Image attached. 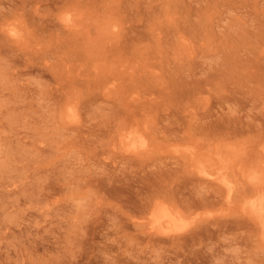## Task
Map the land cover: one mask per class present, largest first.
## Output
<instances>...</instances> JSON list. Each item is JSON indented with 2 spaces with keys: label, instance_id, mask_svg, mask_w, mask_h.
Returning <instances> with one entry per match:
<instances>
[{
  "label": "rangeland",
  "instance_id": "obj_1",
  "mask_svg": "<svg viewBox=\"0 0 264 264\" xmlns=\"http://www.w3.org/2000/svg\"><path fill=\"white\" fill-rule=\"evenodd\" d=\"M5 18L0 264H264V0H0ZM157 206L188 227L153 235Z\"/></svg>",
  "mask_w": 264,
  "mask_h": 264
},
{
  "label": "bare ground",
  "instance_id": "obj_2",
  "mask_svg": "<svg viewBox=\"0 0 264 264\" xmlns=\"http://www.w3.org/2000/svg\"><path fill=\"white\" fill-rule=\"evenodd\" d=\"M10 1H12V0H10ZM3 13V12H2ZM6 14V13H5ZM2 18V17H1ZM8 18H10L9 16H8ZM6 20H7V18H5L4 20H0V28L1 27H5L6 29H4V31H3V33L4 34H2V37H6V38H8L9 40H8V42H17V41H19L20 40V38L22 37V35H21V33H20V31L19 30H17V28L15 27V26H13L12 24H5L4 25V23L6 22ZM72 20H71V18L69 17V16H67L66 17V19H65V22H66V26L65 27H69L71 24H70V22H71ZM77 24V23H76ZM75 24V25H76ZM18 27V26H17ZM113 27H114V25H113ZM69 28H71V27H69ZM73 28V27H72ZM112 28V27H111ZM115 28V27H114ZM74 29V28H73ZM111 32V31H110ZM2 33V32H1ZM106 34H108V33H106ZM116 34V33H115ZM4 35V36H3ZM23 39V38H22ZM152 40V39H151ZM7 42V41H6ZM17 44V43H16ZM6 45V44H5ZM8 47V46H7ZM90 48V47H89ZM178 53V52H177ZM180 58V57H179ZM182 59V58H181ZM126 67V66H125ZM121 71V70H120ZM108 82V81H107ZM201 103V102H200ZM69 106V105H68ZM195 106V105H194ZM200 107V106H199ZM70 108V107H69ZM75 110V109H74ZM229 125V124H228ZM214 127V126H213ZM216 127H218V126H215V129L217 130V128ZM222 127H224V126H222ZM226 127V126H225ZM231 128V127H230ZM234 128V127H233ZM214 129V130H215ZM225 129H229L228 127H226ZM219 130H220V132H221V129L219 128ZM233 130V129H232ZM237 129L235 128V131H236ZM209 131H212V129L211 130H209ZM229 131V130H228ZM227 131V132H228ZM214 132V131H213ZM217 132V131H216ZM239 132V131H238ZM225 133V132H224ZM232 133V132H231ZM123 134V137H124V139L125 140H129V141H131L132 140V138H129L130 137V133H129V136H127L128 135V133H127V135H124V134H126V133H119V135H122ZM229 134V133H228ZM239 134V133H238ZM237 134V135H238ZM122 140H123V138H122ZM130 144V145H129ZM129 144H128V147H130L131 149L132 148H138L139 146H143V142L141 143V144H139V145H134V144H132V143H130L129 142ZM229 145V144H228ZM241 148V147H240ZM245 150V149H244ZM137 152V151H136ZM211 152V151H210ZM222 152V151H221ZM261 152V151H260ZM243 154V153H242ZM191 155V154H190ZM210 155L211 154H209V157H210ZM187 156V155H186ZM194 158H196L195 157V155H192ZM212 156V155H211ZM256 156V155H255ZM189 158V157H188ZM192 158V157H191ZM252 158V157H251ZM259 158V157H258ZM255 159V158H254ZM189 160V159H188ZM191 160V159H190ZM248 160V159H247ZM251 160V159H250ZM262 160H264V159H262ZM193 161V160H192ZM210 161H211V159H210ZM200 162V161H199ZM245 162V161H244ZM257 162V161H256ZM260 162H261V160H260ZM240 163V162H239ZM235 165V164H234ZM256 165V164H255ZM208 166V165H207ZM205 167V166H201V167H198L197 168V170H196V173L195 174H197V175H199V182L200 183H205V184H211V183H215V182H217L216 184H218L219 183V185L221 186H223L224 187V189H225V191H226V195H227V198H231L232 196H231V193H233L234 192V188H233V185H234V183L232 184V182H231V180L226 176V174L225 173H222V172H224L223 170L222 171H219V172H215V170L214 171H211L210 169H209V167ZM212 166V165H211ZM222 166V165H221ZM241 166V165H240ZM249 166V165H248ZM217 167V166H216ZM223 167V166H222ZM257 167H258V165H257ZM214 168V167H213ZM254 168V167H253ZM256 168V167H255ZM224 169V168H223ZM251 169V168H250ZM260 169V168H259ZM258 169V170H259ZM227 170V169H226ZM221 172V173H220ZM227 172V171H226ZM227 173H229V172H227ZM232 173V172H231ZM258 173H260V172H258ZM258 173L257 172H253L251 175L249 174L248 175V181L249 182H252V183H246V184H249V185H253V188H255L254 190L255 191H261V190H264V186H262V185H264V184H260V183H258L260 180H261V176H259L258 175ZM227 175H229V174H227ZM235 177V176H234ZM165 179V178H164ZM262 181H264V180H262ZM159 182H160V180H159ZM233 182H234V179H233ZM247 182V181H246ZM154 184L155 183H152V187H154ZM215 184V185H216ZM156 185V184H155ZM159 186H160V183H159ZM221 186V187H222ZM220 187V188H221ZM246 187V186H245ZM248 187V186H247ZM250 187L251 186H249L248 188L250 189ZM248 188H247V191H248ZM239 190V189H238ZM222 191H223V189H222ZM245 192H246V188H245V190H244ZM258 191V192H259ZM236 192V191H235ZM174 194V193H173ZM234 194V193H233ZM254 194H256V192L254 193ZM155 195V194H154ZM224 195V194H223ZM222 195V196H223ZM237 195V194H236ZM156 196V195H155ZM231 196V197H230ZM154 197V196H153ZM237 197V196H236ZM245 197V196H244ZM261 197V196H260ZM150 198H152V197H150ZM155 199V198H154ZM149 201V200H148ZM148 201L146 202V203H148ZM151 201V200H150ZM194 202V201H193ZM145 203V204H146ZM151 203H152V201H151ZM180 203V202H179ZM219 203H220V201H219ZM183 204V203H182ZM187 204V203H186ZM222 204V203H221ZM148 205V204H147ZM151 205V204H150ZM196 205V204H195ZM198 205V204H197ZM155 206V205H154ZM186 206H188V205H186ZM199 206H200V204H199ZM198 206V207H199ZM202 206V205H201ZM149 207V206H148ZM191 207H193V205H191ZM195 207V206H194ZM146 208V207H145ZM145 208H144V210H145ZM187 208L188 207H186V210H187ZM197 208V207H196ZM147 209V208H146ZM178 209V208H177ZM248 209H250V214L251 215H253L254 217H255V223H256V225H258L259 226V232H258V234L260 233V236H261V240H262V242H264V197H262V199L260 198L259 200L256 198L255 200H253L252 202H249V205H248ZM143 210V211H144ZM190 210H191V208H190ZM149 211V210H148ZM146 212H147V210H146ZM150 212V211H149ZM148 212V213H149ZM233 212V211H232ZM238 212V211H237ZM187 214V213H186ZM189 214V213H188ZM191 215L193 214V213H190ZM143 215V214H142ZM186 215H181V214H179L178 212H176V211H174V210H171V209H169V208H165V207H162V206H157V208L155 209V210H152L151 212H150V218H149V224L151 225V229H154L155 230V233H152L153 235H156V234H164V233H167V232H171V231H178V230H183V229H185L186 228V226L189 224V222H188V220H187V218L185 217ZM193 216H194V214H193ZM196 216V215H195ZM252 216V217H253ZM191 217V216H190ZM250 217V216H249ZM197 219H200L199 217H197ZM190 220V219H189ZM200 220H203L202 218L200 219ZM191 222H198V221H196V217H192V220H191ZM255 225V224H254ZM139 226V225H138ZM141 226V225H140ZM188 227V226H187ZM257 227V226H256ZM258 228V227H257ZM256 228V229H257ZM143 229H145V228H143ZM153 230V231H154ZM256 232H257V230H256ZM204 236V232H199V233H197L195 236H193L192 238H194V239H192V240H195L196 238L197 239H201L202 237ZM183 242H184V244H186V243H188L187 242V239H181ZM261 242V241H260Z\"/></svg>",
  "mask_w": 264,
  "mask_h": 264
}]
</instances>
